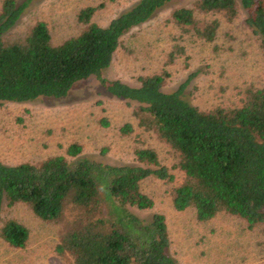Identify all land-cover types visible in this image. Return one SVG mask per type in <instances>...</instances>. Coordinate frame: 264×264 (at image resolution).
Instances as JSON below:
<instances>
[{"label":"trees","instance_id":"trees-1","mask_svg":"<svg viewBox=\"0 0 264 264\" xmlns=\"http://www.w3.org/2000/svg\"><path fill=\"white\" fill-rule=\"evenodd\" d=\"M31 1L0 0V105L63 97L78 81L93 76L106 93L133 102L141 131L175 151L181 179L168 194L176 210L192 208L198 221L225 212L264 232V85L245 87L229 104L202 108L184 97V84L163 89L166 69L137 76L136 85L104 76L122 36L175 0H136L106 25L92 20L100 6H84L77 13L83 28L58 43L42 19L21 35H9ZM240 9L264 52V0H193L192 6L173 9L170 18L182 32L214 42L220 16L231 20ZM184 50L175 43L167 61ZM133 131L131 123L120 127L122 134ZM81 152L82 146L72 142L66 155L38 162L0 160V238L11 247L26 245L29 228L4 215L24 204L42 220H65L53 250L69 264H176L168 251L165 214L143 219L134 212L153 206L141 190L143 179L174 180L156 151L135 145L134 161L122 164Z\"/></svg>","mask_w":264,"mask_h":264},{"label":"rangeland","instance_id":"rangeland-1","mask_svg":"<svg viewBox=\"0 0 264 264\" xmlns=\"http://www.w3.org/2000/svg\"><path fill=\"white\" fill-rule=\"evenodd\" d=\"M135 1L32 0L9 35H21L35 20L42 19L52 42L58 43L83 28L77 19L82 7L100 6L92 20L106 25ZM192 3L171 1L128 30L104 76L136 85L137 76L166 69L169 75L163 89L171 91L184 84V97L202 108L229 104L241 97L245 87L264 85V52L258 37L245 25L244 11L240 9L231 20L215 15L221 19L217 37L214 42H205L191 31L182 32L171 21L173 9ZM175 43L183 44L185 50L167 61ZM132 109L133 102L106 93L93 76L78 81L63 97L4 102L0 105V160L38 162L49 155H66L65 147L77 142L84 156L122 164L134 161L135 145L150 146L174 180L165 182L153 175L143 179L141 190L153 199V206L134 212L143 219L154 212L165 214L168 251L176 264H264V232L260 227L249 228L244 220L225 212L198 221L192 208L176 210L172 206L168 189L181 179L177 155L165 142L136 126ZM125 123L134 126L132 133L120 132ZM5 214L25 224L30 237L23 248L11 247L0 238V264H69L53 250L64 219L42 220L24 204Z\"/></svg>","mask_w":264,"mask_h":264}]
</instances>
